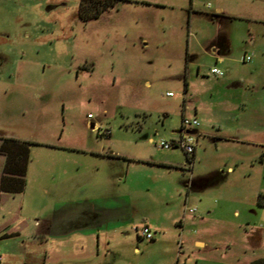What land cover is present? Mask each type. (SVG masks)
Here are the masks:
<instances>
[{
    "label": "rangeland",
    "instance_id": "rangeland-1",
    "mask_svg": "<svg viewBox=\"0 0 264 264\" xmlns=\"http://www.w3.org/2000/svg\"><path fill=\"white\" fill-rule=\"evenodd\" d=\"M79 2L0 0V136L39 143L0 264H264V0Z\"/></svg>",
    "mask_w": 264,
    "mask_h": 264
},
{
    "label": "trees",
    "instance_id": "trees-1",
    "mask_svg": "<svg viewBox=\"0 0 264 264\" xmlns=\"http://www.w3.org/2000/svg\"><path fill=\"white\" fill-rule=\"evenodd\" d=\"M121 0H80L78 17L83 21H89L101 16ZM0 153L6 157L3 174L0 179V191L8 193L22 192L25 186V174L29 160V145L37 142L20 141L11 137H0ZM185 155V154H184ZM186 161L193 162L191 157L185 155ZM256 203L264 207V192L257 194Z\"/></svg>",
    "mask_w": 264,
    "mask_h": 264
},
{
    "label": "built area",
    "instance_id": "built-area-1",
    "mask_svg": "<svg viewBox=\"0 0 264 264\" xmlns=\"http://www.w3.org/2000/svg\"><path fill=\"white\" fill-rule=\"evenodd\" d=\"M243 60H250V56L246 55L243 57ZM211 74L215 76H222L224 73L221 69L217 67H211L210 71ZM166 94L169 96L171 95V92H166ZM90 116V114H88ZM198 125V120L195 117L192 118H187L185 116H182L181 118V126L178 132L177 137L169 140V141H164L161 140L157 142L158 146L163 147V148H170V147H177L180 148L181 151L189 158L192 156L194 150H195V145H196V140L193 137L191 133H189L188 129L192 127H196ZM188 165H192L191 162L186 161ZM190 210V208H189ZM139 236L143 237L145 239H152L153 234L148 227V225L143 224L139 228Z\"/></svg>",
    "mask_w": 264,
    "mask_h": 264
},
{
    "label": "crops",
    "instance_id": "crops-1",
    "mask_svg": "<svg viewBox=\"0 0 264 264\" xmlns=\"http://www.w3.org/2000/svg\"><path fill=\"white\" fill-rule=\"evenodd\" d=\"M216 9H217V11H221L220 6H217ZM217 54H218V50H216L215 62L222 65L223 62H224V57L221 54H218V55ZM222 76H224V75H222ZM0 144H1V138H0ZM194 153H195V150L193 152V155H194ZM108 157H109V159H121L122 158V159H125V160H129L126 157L119 156L117 153H114V154L112 153ZM5 159H6L5 155L3 153H0V179H1V176L3 174V167H4ZM18 193H20V192H18ZM4 194H11V195H13V194H16V193H8V192H2V191H0V208H1V202H2L1 199L2 198L4 199ZM86 225H87V222L85 223V225H82V226H79V227H83V226H86ZM36 226H39L40 227L38 233L41 234V235L47 236V235H50L51 233H55L54 231H52L51 219H43L42 223L41 222L40 223L38 222ZM66 230H67V228L65 229V231ZM6 234H8V235H17L18 234V231L17 230H10L9 232H6ZM194 242L196 244H199V245L203 244V241H201V240H195Z\"/></svg>",
    "mask_w": 264,
    "mask_h": 264
},
{
    "label": "water",
    "instance_id": "water-1",
    "mask_svg": "<svg viewBox=\"0 0 264 264\" xmlns=\"http://www.w3.org/2000/svg\"><path fill=\"white\" fill-rule=\"evenodd\" d=\"M91 127L93 126V124L90 125Z\"/></svg>",
    "mask_w": 264,
    "mask_h": 264
}]
</instances>
